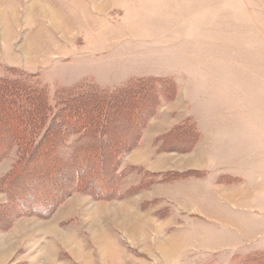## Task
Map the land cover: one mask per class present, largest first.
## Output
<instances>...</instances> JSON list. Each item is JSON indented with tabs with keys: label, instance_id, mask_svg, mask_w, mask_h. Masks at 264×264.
<instances>
[{
	"label": "rangeland",
	"instance_id": "rangeland-1",
	"mask_svg": "<svg viewBox=\"0 0 264 264\" xmlns=\"http://www.w3.org/2000/svg\"><path fill=\"white\" fill-rule=\"evenodd\" d=\"M11 1L22 22L16 26L9 15L14 5L0 0V79L35 78L52 107L60 91L111 92L132 80L172 79L176 98L157 114L173 105L176 115L187 116L179 125L193 124L199 141L188 153L162 152L164 142L156 140L163 134L152 147L180 159L202 142L215 163L211 171H192L199 176L166 178L190 171L129 166L137 147L118 171L128 173L121 192L141 186L139 193L113 201L75 193L49 219L15 220L0 229V264H245L264 253V0H112L105 13L95 10L98 0ZM36 1L46 9L37 7L33 17ZM46 10L54 28L44 23ZM11 38L32 52H10ZM15 151L0 163V180ZM189 178L240 186L249 199L213 208L214 194L204 187L208 193L199 199L211 201L216 213L188 216L184 207L197 200L170 197ZM187 182L185 191L200 190Z\"/></svg>",
	"mask_w": 264,
	"mask_h": 264
},
{
	"label": "trees",
	"instance_id": "trees-1",
	"mask_svg": "<svg viewBox=\"0 0 264 264\" xmlns=\"http://www.w3.org/2000/svg\"><path fill=\"white\" fill-rule=\"evenodd\" d=\"M34 79L24 74L0 79V163L16 150L15 163L0 180L6 198L0 204V229L20 218L49 219L75 193L97 201L139 193L141 186L121 192L128 173L118 171L120 161L139 146L160 106L176 98V82L143 78L111 92L78 87L60 91L52 107ZM192 128L185 122L156 140L164 142L160 151L191 152L199 141ZM245 264H264V253Z\"/></svg>",
	"mask_w": 264,
	"mask_h": 264
},
{
	"label": "crops",
	"instance_id": "crops-1",
	"mask_svg": "<svg viewBox=\"0 0 264 264\" xmlns=\"http://www.w3.org/2000/svg\"><path fill=\"white\" fill-rule=\"evenodd\" d=\"M3 1H9L12 3L13 9L10 10L9 15L13 19L14 23L16 26H20L22 19H20L18 16L20 13H17V5L16 3L11 1V0H3ZM35 4L33 5V10L30 12H33V17L36 14V10L41 6L43 7L44 10L46 9L45 4L40 3L39 1L34 2ZM94 3V2H93ZM109 4V7L106 10V5ZM111 4L112 0H98L97 3H94L93 6L96 8L95 10L98 11L99 13H105L108 12L111 9ZM38 7V8H37ZM53 13V12H52ZM30 14V13H29ZM26 14V15H29ZM49 12L46 10L45 12V17H44V23L45 24H52L53 28L55 27V21L56 19L54 16L51 15L49 17ZM28 19L30 20L31 17ZM27 18V17H26ZM15 26V27H16ZM37 30L34 31V37L39 36L37 34ZM33 37V36H32ZM29 39V38H27ZM23 40V39H22ZM20 49V51L23 52H32L33 46H30L29 44H21L20 42L16 41V38H11V43L8 47V50L10 52H17ZM169 113V114H168ZM168 115L169 117H173L175 120L172 123H169L168 121ZM185 117H179V115H176V110L174 109L173 105H170L161 111L158 112V114L150 121L146 131L143 134L142 140L140 142V146H138V149H136L134 152H132L131 155L127 158V162L129 166H141L145 168L149 172H166V171H211L212 166L215 163L214 156H211L209 151H206L204 149H201V146L203 147V143L201 142L199 146L190 154L186 156H181L180 159L178 158H173L176 157L174 154H165V153H157L156 148L152 147L154 141L161 135L166 134L168 131H170L172 128L176 127L179 125L182 121H184ZM208 130V129H207ZM206 130V132H207ZM202 133V132H201ZM203 134V133H202ZM213 134V132H212ZM213 136V135H212ZM209 146V145H207ZM209 152V153H208ZM178 157V156H177ZM241 164L243 163V166L246 165L245 160H241ZM251 164V163H250ZM211 167V168H210ZM230 178H232V174L226 173ZM235 178V177H233ZM239 179V178H236ZM189 185L195 184L200 188L197 193H189L188 191H185L186 188H188V183ZM240 184L242 182L239 179ZM178 187L175 188L174 195H171V199L173 198L174 201H177L179 199L178 195H183L181 198H185L186 200H190L193 202V200H197V203H193V205H186L184 207V211L187 213L188 216H198L202 218L210 217L211 213H216L212 212L211 209L217 208L216 207V202H219L220 204L225 203L228 200H236V201H241V200H248V196L245 195L239 188H231V187H223V186H215L213 182L209 179H202V180H197V179H186L185 181H182L179 184H177ZM186 185V186H183ZM204 187H210V190L212 194H214V197H212V200L215 201V206L213 208H209L211 205V201H208L207 205L205 201H201L199 198H205L207 195V189H203ZM214 192V193H213ZM216 194V195H215ZM199 200V201H198ZM200 202V203H198ZM217 210V209H216ZM211 212V213H210Z\"/></svg>",
	"mask_w": 264,
	"mask_h": 264
},
{
	"label": "bare ground",
	"instance_id": "bare-ground-1",
	"mask_svg": "<svg viewBox=\"0 0 264 264\" xmlns=\"http://www.w3.org/2000/svg\"><path fill=\"white\" fill-rule=\"evenodd\" d=\"M167 256V255H166Z\"/></svg>",
	"mask_w": 264,
	"mask_h": 264
}]
</instances>
